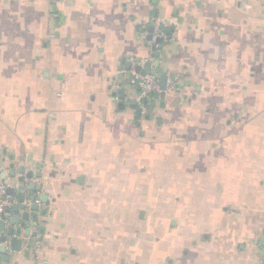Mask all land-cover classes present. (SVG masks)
<instances>
[{
  "label": "crops",
  "instance_id": "obj_1",
  "mask_svg": "<svg viewBox=\"0 0 264 264\" xmlns=\"http://www.w3.org/2000/svg\"><path fill=\"white\" fill-rule=\"evenodd\" d=\"M0 182V264H264V0H0Z\"/></svg>",
  "mask_w": 264,
  "mask_h": 264
},
{
  "label": "built area",
  "instance_id": "obj_2",
  "mask_svg": "<svg viewBox=\"0 0 264 264\" xmlns=\"http://www.w3.org/2000/svg\"><path fill=\"white\" fill-rule=\"evenodd\" d=\"M157 39H162L165 44L172 41V37L160 24H156L153 41L150 44L153 45L156 43ZM138 64L141 68H144L146 62H138ZM134 74L135 77L133 78V82L137 87L135 99L140 105H144V100L149 97H153L156 93L160 92V73L151 71L150 73L142 74L138 72ZM11 205L12 200L10 199V196L6 194V186L0 182V227L8 223L10 217L9 209ZM10 244L11 243L9 242L7 247L11 248Z\"/></svg>",
  "mask_w": 264,
  "mask_h": 264
},
{
  "label": "water",
  "instance_id": "obj_3",
  "mask_svg": "<svg viewBox=\"0 0 264 264\" xmlns=\"http://www.w3.org/2000/svg\"><path fill=\"white\" fill-rule=\"evenodd\" d=\"M137 69L139 71H141L140 73H142V74L151 72V68H149V67L145 68V70H140L139 67ZM160 89H161L160 92L156 93L155 95L158 96V97L159 96L164 97L165 96V92L168 89V86H167V75L165 73L160 74ZM134 103H136V102H134ZM26 176L27 177H31L32 174L31 173H27ZM35 185H36L35 183H30L29 184V188H31L32 190H35ZM11 189H10V191H11ZM18 197H19V202L20 203L25 201V198H26L25 195L20 194ZM35 199H36L35 195H32L31 196V200H35ZM12 208L16 212H18L20 210V208L26 209V206L25 205L20 206V204H14L12 206ZM34 208L37 209V204H35ZM23 218L28 219L29 218V213L28 212L24 213L23 214ZM11 220H13V222H15V223H18L19 222V217H13ZM1 227H2V230H3L4 229V225H2ZM18 234H19V231H18ZM21 243H22L21 240H19L18 238H15L14 240H12V243H11L12 248L15 249V250H19L21 248ZM2 251H6V247L5 246H3Z\"/></svg>",
  "mask_w": 264,
  "mask_h": 264
},
{
  "label": "trees",
  "instance_id": "obj_4",
  "mask_svg": "<svg viewBox=\"0 0 264 264\" xmlns=\"http://www.w3.org/2000/svg\"><path fill=\"white\" fill-rule=\"evenodd\" d=\"M164 27V26H163ZM165 28V27H164ZM166 29V31H168L169 32V35L172 37V34H173V30H171V29H168V28H165ZM168 29V30H167ZM239 114H238V112H236V116H238ZM242 115V114H241ZM240 115V116H241ZM239 116V117H240Z\"/></svg>",
  "mask_w": 264,
  "mask_h": 264
}]
</instances>
